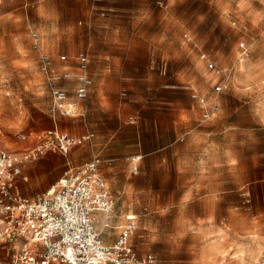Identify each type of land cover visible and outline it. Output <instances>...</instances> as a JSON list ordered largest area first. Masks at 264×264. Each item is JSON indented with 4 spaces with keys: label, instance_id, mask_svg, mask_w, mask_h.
<instances>
[{
    "label": "rangeland",
    "instance_id": "1",
    "mask_svg": "<svg viewBox=\"0 0 264 264\" xmlns=\"http://www.w3.org/2000/svg\"><path fill=\"white\" fill-rule=\"evenodd\" d=\"M90 1L0 0V149L22 151L55 123L71 135V129L94 134L70 154L54 152L46 162L45 153L26 164L20 194L33 198L48 188H31L60 176L73 158L98 156L116 201L113 216L137 218L138 254L151 253L154 264H264V0H127L125 17L113 18L124 28L117 33L124 43L107 59L106 50L87 47ZM143 37L154 40L150 49ZM80 53L90 58L93 85L113 90L117 121L95 119L86 127L81 116L54 121L49 113L41 55L61 71ZM104 60L113 61L109 71L121 68L126 76H102ZM172 82L175 88L166 87ZM176 98L181 131L164 146L169 139L161 135L172 125L167 102ZM213 107L214 117L202 122ZM132 156H140L135 174L128 171Z\"/></svg>",
    "mask_w": 264,
    "mask_h": 264
},
{
    "label": "built area",
    "instance_id": "2",
    "mask_svg": "<svg viewBox=\"0 0 264 264\" xmlns=\"http://www.w3.org/2000/svg\"><path fill=\"white\" fill-rule=\"evenodd\" d=\"M102 2L91 0L93 6ZM157 3L161 4V1ZM31 38L34 47L39 48V35L32 32ZM239 46L240 54L247 56L249 52L244 42ZM65 59L66 56L59 58ZM75 62L77 73L74 74L68 69L56 70L48 55L40 57L39 71L46 77L52 117L81 116L77 103L88 99L93 81L89 74L88 54H78ZM208 67L220 75L221 71L213 63ZM165 69L161 67L163 73ZM72 79L75 85L70 92L61 82ZM222 89L221 83L215 84L217 92ZM192 97L201 104L205 102L196 93ZM215 110L217 107L203 112L201 121L214 117ZM93 137L92 132L76 136L54 126L22 151L0 149V243L10 252V264L155 263L154 255H140L133 247L132 239L137 230V218L133 214L125 215L113 241H106L104 233L113 227L116 201L101 171L99 157L77 167H68L50 188L33 198L20 194L17 189V180L26 164L47 152L65 156ZM139 159L140 156L128 157L129 173L137 172Z\"/></svg>",
    "mask_w": 264,
    "mask_h": 264
},
{
    "label": "crops",
    "instance_id": "3",
    "mask_svg": "<svg viewBox=\"0 0 264 264\" xmlns=\"http://www.w3.org/2000/svg\"><path fill=\"white\" fill-rule=\"evenodd\" d=\"M125 1H127V0H112L111 2L108 0H104L101 4H99L96 7H93V5L90 1V5H91L90 8L91 9L87 10L85 12L84 32H86V34L89 35L87 47L88 48H101L103 50H106L103 58L107 59L109 57L108 54H109L110 49H114L118 45H122L121 43H124V42H122L123 40H121V39L119 40L117 37V33H122V35H123L124 28L122 26L114 25L115 21L113 20V18L122 19L125 17V15H124L125 9L122 7L125 5ZM121 22L123 23V21H121ZM141 39H143L144 42H149L148 46H147L148 49H150L152 47V43H154V40L152 41V39L149 40V38H144V37ZM125 46H126V44H125ZM133 47H134L133 41H130L128 48H133ZM143 47L145 48V46H143ZM130 61H132V64H133L132 58L130 59ZM109 63L113 64V61H111V62H109V60L103 61V64H105L106 67H104V69L102 70V76H126L125 72L123 70H121V68H115V67L112 68L111 67V70L109 71ZM165 64H166L165 62H161V65H165ZM67 68L70 69L71 71H77L75 63L66 64L63 67V69H67ZM135 71H137V70H135ZM89 74H90V65H89ZM161 74L165 75L164 73H161ZM90 76H91V74H90ZM64 85H65V87H67L69 89L70 92H72L74 85H75V82L72 79V80L66 82ZM175 86H176V84L174 82H172L170 85H168L166 87L175 88ZM112 93H113V90H111L109 87L107 88V86H102L100 82L94 83V85L92 84V86L89 90L88 99L84 102H78L77 103L78 109L81 113V117H83V121L86 122V127L88 124L89 125L92 124L93 120H95V119L99 120V121H104L105 119L117 121L118 116H113V114L116 112L115 111L111 112V110L114 109L113 108V102L111 101ZM105 98H107V99H105ZM71 99H73L72 96H71ZM167 105L169 106L166 108L167 115L171 116L170 122L172 123V125L170 128L169 127L166 128V133H163L161 135V137H165V138L169 139L163 143L164 146H168V145L175 143V139L178 138L180 135L181 124H182L180 99L179 98L172 99L171 102H169V101L167 102ZM55 117H52L53 120L55 119ZM57 117H59V116H57ZM54 126L57 127L58 125L55 123ZM71 131L73 133H75V135H77V136H80L82 134L84 135V134L88 133V132L83 133V129H78V130L77 129H71ZM63 132H66V131H63ZM66 133H68V132H66ZM68 134H70V133H68ZM72 135H74V134H72ZM71 151H70V153H71ZM79 151L80 150H76L73 155H75ZM45 155H46V157L44 160H46V162H47V161L53 159L55 153L49 152V153H46ZM72 160H73L72 163H74L75 165H68L66 167V169L68 167H77V166L83 164V161H84L82 158H77V159L73 158ZM25 167H24V169H25ZM38 167L39 166H37V164H35V165L31 166L30 169L32 170V169H35ZM101 168H102V165H101ZM24 169H23V171H24ZM23 171H22V173H23ZM21 176H22V174H21ZM60 176L56 175L55 177L43 178L41 180V182L37 185L36 188L35 187L31 188V191L37 192V191L49 188L50 186H52L54 184V182H56L58 180V178H60ZM19 178H18V180H19ZM18 180H17V189L19 191ZM127 214H125V215H127ZM125 215H123V218L125 217ZM116 219L117 218L114 217L113 227L111 229H109L108 231H105V233H104V235L107 237L106 238L107 242L113 241V239L115 238V236L117 235V233L119 231V228L124 223V219L121 222L117 221ZM97 226L99 227L100 224L98 223ZM8 257L10 258V252H9L7 246L0 243V264ZM10 259H9V261H11Z\"/></svg>",
    "mask_w": 264,
    "mask_h": 264
}]
</instances>
